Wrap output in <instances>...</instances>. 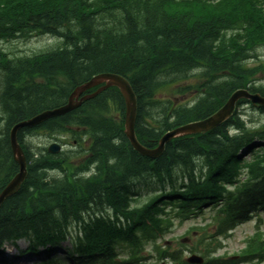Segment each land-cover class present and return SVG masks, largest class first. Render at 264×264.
Returning <instances> with one entry per match:
<instances>
[{"label":"trees","instance_id":"1","mask_svg":"<svg viewBox=\"0 0 264 264\" xmlns=\"http://www.w3.org/2000/svg\"><path fill=\"white\" fill-rule=\"evenodd\" d=\"M32 32L51 33L63 41L38 57L0 56V125L5 119L0 127V191L19 169L11 127L65 104L76 85L97 73L129 79L138 98L137 135L148 146L157 145L165 130L211 115L236 89L264 95V63L249 65L256 49L264 46V0H0V37ZM193 73L204 81L179 90L196 89L193 105L156 98L165 85ZM247 103L239 100L238 109ZM238 109L208 132L173 139L154 160L139 154L124 134L125 103L116 87L73 111L20 129L28 176L0 207V246L19 238L30 240L33 249L55 245L69 236L73 223H81L77 251L90 258L102 254L104 264H119L113 259L115 240L135 246L151 241L168 229L165 209L173 202L187 213L209 196L220 197V232L248 219L264 209V123L248 127ZM259 111L264 113V108ZM70 125L85 126L92 142L85 164L72 170L65 158L45 149L35 153L26 142L27 134L37 129L64 131ZM256 138L262 141L259 146ZM244 148L249 160L241 153ZM197 157L207 166L203 181L193 173ZM175 165H184L190 177L192 186L185 191L173 188ZM54 169L61 176H50ZM243 171L246 180L227 189ZM147 177L155 178L161 191L132 208L134 180ZM94 206H108L113 215L92 219L89 213V221L84 220L83 213ZM248 254L264 261V240L256 241ZM209 264L227 262L215 259Z\"/></svg>","mask_w":264,"mask_h":264},{"label":"water","instance_id":"2","mask_svg":"<svg viewBox=\"0 0 264 264\" xmlns=\"http://www.w3.org/2000/svg\"><path fill=\"white\" fill-rule=\"evenodd\" d=\"M102 82L107 83V85L103 88H106L111 85H116L121 89V92L126 101V108H127L126 124H125L126 135L129 137V139L132 142V145L136 150H138L142 154L148 155L153 158L160 156V154L164 150L165 142L173 138V136L185 135L194 132H203L206 131L207 129L215 127L219 123L226 120L234 112L235 103L241 97H246L250 99L254 105L264 107V97L260 96V94L258 93L249 94L248 91L246 90H237L232 94L231 98L228 100L225 106L216 114L205 120L180 127L174 131L167 133L160 141V146L157 149L150 150L140 145L135 135L134 125L137 114V97L129 81L126 78L113 73L98 74L95 77H93L91 80L86 82L85 84L78 86L71 94L69 98V103L67 105L56 108L52 111L43 112L40 115H37L27 121L20 122L14 126L11 133V142H12L15 159L20 165V172L7 184L4 190L0 193V206L8 197L12 196L20 189L22 182L27 176V171H26L27 166H26L25 156L16 138V132L19 129V127L36 125L50 117L58 116L70 111L72 108L79 105L81 101L84 100V98L87 97L82 98V100L76 104L74 103L75 99H78L79 96L88 88L96 86ZM50 149L55 151L56 147L53 145L50 147ZM191 259H195V257Z\"/></svg>","mask_w":264,"mask_h":264},{"label":"rangeland","instance_id":"3","mask_svg":"<svg viewBox=\"0 0 264 264\" xmlns=\"http://www.w3.org/2000/svg\"><path fill=\"white\" fill-rule=\"evenodd\" d=\"M55 43H56L55 37L51 35H39V36L30 37V38H17L14 40L0 41V48L7 51V53H9L10 56L11 55H22V54H32L35 52V51H32V49L45 48ZM257 54H258V57L256 59V63L258 64L260 62H264V48H258ZM250 63L253 64L255 63V61H252ZM188 82L190 81H186L185 84ZM167 97L173 99V94L170 93L169 95H167ZM241 110L245 112L247 119L254 120L253 125H257L260 122H264V114L254 110L253 108H251L250 105L245 104L244 106H242ZM0 127L2 128V124L0 125ZM26 138L31 143L30 148L34 152H36L38 148L48 146L51 142H54V141L63 144L64 142L62 143L58 139H61V138L70 139L71 135L69 134L67 135H48L45 133L34 132L32 134L27 135ZM63 145H64L63 150H71V148L75 149V147L70 145V141L69 143H66ZM49 174L50 176H59L58 170L51 171ZM138 193L139 194L136 196L137 198L136 205L146 201L147 198L150 195H152V189L140 184L138 188ZM210 215H211V212L208 211L205 214V217L208 218ZM258 216L262 217V219L264 220V212H260ZM197 221L199 220H188L184 223H178V221L175 220V225L172 228V230L168 234L160 238L159 243L167 242L171 245V249H173V247H177L178 244L176 243V240L183 237L185 235L186 230L189 229V227L193 223H196ZM202 222H205V221L202 220ZM254 223H255V220L238 227L234 231L233 236L231 238L224 240V247L219 251V253L220 254H224V253L233 254V253L240 252V250L244 247L245 238L250 236L254 232ZM263 230H264V223H263ZM27 245H28V240H21V241H18L17 245L7 244L5 247L6 249L4 251L6 253H10L11 256H16L17 253L20 250H23ZM72 247L73 245H72L71 240L63 242L61 244V249L59 251L60 258L67 259L65 250L67 248H72ZM187 247H191V240L187 242ZM148 251L150 252L149 257L151 258L154 257V260H155L156 257H155L154 249L151 246H149ZM122 254L125 255V253H122ZM188 254L189 252L186 253V256ZM37 258L38 257H34V256L33 258L32 256H26V257L20 256L16 261H13L12 264H32V261L34 263L38 262Z\"/></svg>","mask_w":264,"mask_h":264},{"label":"bare ground","instance_id":"4","mask_svg":"<svg viewBox=\"0 0 264 264\" xmlns=\"http://www.w3.org/2000/svg\"><path fill=\"white\" fill-rule=\"evenodd\" d=\"M57 169L51 170V171H56Z\"/></svg>","mask_w":264,"mask_h":264}]
</instances>
